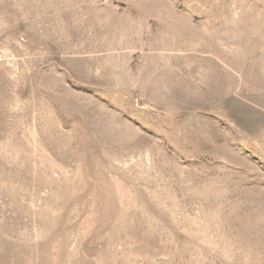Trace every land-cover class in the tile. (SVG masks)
I'll list each match as a JSON object with an SVG mask.
<instances>
[{"label": "rangeland", "instance_id": "374dc122", "mask_svg": "<svg viewBox=\"0 0 264 264\" xmlns=\"http://www.w3.org/2000/svg\"><path fill=\"white\" fill-rule=\"evenodd\" d=\"M0 264H264V0H0Z\"/></svg>", "mask_w": 264, "mask_h": 264}, {"label": "bare ground", "instance_id": "6f19581e", "mask_svg": "<svg viewBox=\"0 0 264 264\" xmlns=\"http://www.w3.org/2000/svg\"><path fill=\"white\" fill-rule=\"evenodd\" d=\"M116 19H118V18H116ZM128 19V18H127ZM180 19V18H179ZM173 21V20H172ZM182 24V23H181ZM172 28V27H171ZM88 42V41H87ZM115 71V70H114ZM115 73V72H114ZM114 75V74H113ZM124 77V76H123Z\"/></svg>", "mask_w": 264, "mask_h": 264}]
</instances>
